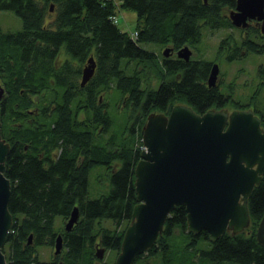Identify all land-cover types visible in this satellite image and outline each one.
I'll use <instances>...</instances> for the list:
<instances>
[{"label":"trees","instance_id":"1","mask_svg":"<svg viewBox=\"0 0 264 264\" xmlns=\"http://www.w3.org/2000/svg\"><path fill=\"white\" fill-rule=\"evenodd\" d=\"M235 2L0 0V10H11L21 20L16 31L0 26V79L5 90L1 135L10 144L4 174L10 180L12 224L2 247L7 264H114L99 259L96 250L100 246L118 254L136 204L134 167L142 135L125 130L126 118H136L144 99L146 110L177 99L206 109L218 99L214 89L201 85L210 64L205 57L166 59L162 51L166 46L196 48L205 25L231 26L226 11ZM124 7L136 12L135 35L122 31L111 17ZM148 43L158 44L157 49L147 48ZM249 46L251 52L264 53V36ZM90 55L95 68L87 95L116 99L104 114L93 100L92 112L80 120L72 106L86 93L75 94L73 89ZM177 70L183 72L181 80H170ZM159 79V88H151ZM124 99L128 108L121 111L117 104ZM97 163H104L111 187L90 197L89 173ZM74 206L79 217L66 231ZM248 211V226L213 241L205 230L188 231L185 207L176 205L153 246L133 264H264V243L256 239L264 211V174L249 196ZM55 216L61 218L59 226ZM57 233L62 234V251L40 259L37 245L53 246Z\"/></svg>","mask_w":264,"mask_h":264},{"label":"water","instance_id":"2","mask_svg":"<svg viewBox=\"0 0 264 264\" xmlns=\"http://www.w3.org/2000/svg\"><path fill=\"white\" fill-rule=\"evenodd\" d=\"M228 16L232 24L242 27L248 19L256 18L264 33V0H236ZM170 51L166 46L162 53L166 57ZM175 53L187 61L192 50L184 45ZM94 68L95 59L90 55L81 70V85L91 78ZM218 72L219 65L214 62L207 78L209 85L215 84ZM4 94L0 82V100ZM142 143L144 149L134 167L136 204L114 264H133L137 255L151 248L176 205L185 207L188 231L205 230L213 241L226 231L236 233L248 226L247 198L264 174V132L252 110H234L228 117L225 110L198 114L190 106L177 104L169 116L148 115ZM9 149V142L1 135L0 120V264H7L2 247L12 224L10 180L4 174ZM78 217V207L74 206L64 229L69 230ZM31 238L29 234L28 243ZM256 239L264 243V211ZM62 247V234L57 233L54 255ZM96 255L102 259L104 248L97 246Z\"/></svg>","mask_w":264,"mask_h":264},{"label":"flooded vegetation","instance_id":"3","mask_svg":"<svg viewBox=\"0 0 264 264\" xmlns=\"http://www.w3.org/2000/svg\"><path fill=\"white\" fill-rule=\"evenodd\" d=\"M236 4V2H235ZM235 8V5L232 7ZM231 9V8H230ZM228 9V10H230ZM228 10L226 11V15L228 16ZM230 19V18H229ZM211 20V18L209 19ZM231 22V20H230ZM204 28V38L206 35V32L209 31V33H218V34H222L219 41L217 42V46H216V57L214 58H206L209 61V66L207 68L206 74H205V79H203L201 81V85L203 86V88H206L207 90L212 91L213 89L215 90V92L218 95V99L213 102V104L211 106H208L206 109H196L192 103H190L188 100H172L171 102H167L166 101V106L163 108H158V106L156 107H152L148 110H146L145 108H143V103L145 101V99L143 101H140L139 104V109L137 111V116L136 118L133 119H129L126 118V120L128 121L127 123V127L125 130L127 131H132V133L134 134H143L144 131V127L147 121V117L150 113H162L166 116H169L173 106L177 105V104H184L187 106H190L194 112L198 113V114H203L204 112H206L209 109L212 110H225L228 114V117L230 115V113L234 110H252L253 114H255L258 118H259V122H260V127L262 128V131L264 132V67L262 65H258L257 70H256V74H257V80L254 82V84L252 85V90L250 92H247L246 90H244L245 87H247L251 81L246 80L248 76H244L243 79H241L240 81V90L238 92L239 95H241L240 97L234 96L237 85L236 83H238L239 78L241 76L242 73L237 74V68L231 73V76L228 77V71L225 72V70L221 69V58H226L228 61H231L235 58L237 59H242L244 57H246L249 52V45L253 44L254 42H257L258 40H262V36H264V33L261 31V21L257 20L256 18H250L248 19V24L245 27L242 26H236L234 24H232L231 22V26H218V27H210L205 25ZM202 37V39H203ZM201 39V40H202ZM165 46V45H164ZM192 50V54L190 56V58H198L199 56H197L195 54L196 53H201L202 50L199 48H191ZM176 50H174L173 48H171V51L169 52L168 56H164V58L166 59H173V58H178L176 56ZM195 55V56H193ZM231 56V59H228ZM189 58V59H190ZM160 67H162V60H160ZM214 62H217L219 65V72L217 74L216 77V81L214 85H209L207 78L210 72V68L212 66V64ZM164 66V65H163ZM146 68V67H145ZM165 69V67H163ZM242 70H244V68H240ZM160 70V69H159ZM148 70H145L144 72H147ZM153 72V70H150L149 73ZM182 71L177 70L174 75L169 76L170 80L172 78V80L174 81H180L182 78ZM81 71L80 74L77 78V81L79 82L78 86H75V88L73 89V91L75 92V94H79L78 92H84L86 93V95L84 96V98H79L80 103L77 101L75 102V104L72 106V112L73 115H76L77 118H79L80 120H83L84 115L87 113H91L93 109H91V103L93 102V100L95 101V107L98 108L102 114L106 113L109 111V109L111 108V106L114 104V100H110L109 97L105 96V94H99L97 96H94L91 94V96H88L87 94V89H86V85L88 83V81L81 85L80 84V80H81ZM174 77V79H173ZM163 79V78H162ZM162 79L153 81L152 83V87L153 89H157L159 88ZM169 80V79H168ZM245 82V86H243L244 81ZM1 82V79H0ZM253 82V81H252ZM2 84V82H1ZM81 94V93H80ZM83 101H85V103H83ZM122 105V106H121ZM117 107L120 108V110H124L127 109L128 107L125 104V99L122 101H120L117 104ZM130 108V106H129ZM145 113V115H144ZM228 122V121H227ZM125 124V122H122ZM126 125V124H125ZM227 126V124L225 125V127ZM90 129L92 128V125H89ZM100 127L97 128L96 133L98 134ZM101 133V132H100ZM109 131H107L104 135H108ZM144 149L143 143H142V147H141V151ZM141 154V152H140ZM141 158V156L139 155V159ZM138 159V160H139ZM137 160V161H138ZM98 165H104V163H97L95 166ZM248 200L249 197L247 198V206H248ZM62 251V249H61ZM59 254V253H58ZM58 254L52 256V257H56Z\"/></svg>","mask_w":264,"mask_h":264},{"label":"rangeland","instance_id":"4","mask_svg":"<svg viewBox=\"0 0 264 264\" xmlns=\"http://www.w3.org/2000/svg\"><path fill=\"white\" fill-rule=\"evenodd\" d=\"M118 1V0H116ZM117 26L122 30L128 33H133L136 26V12L131 8H121L117 14ZM0 26L4 31H16L21 28V20L20 18L11 10H0ZM205 34V33H204ZM222 34L218 33H209L206 32L205 38L197 44L196 48L203 49L201 53H196L197 56H203L205 58H214L216 57V46ZM147 48H154L158 44L156 43H148L145 44ZM195 56V55H193ZM221 69L228 71V77L231 76V73L237 68V74H241L238 83H236L237 88L234 96L240 97L238 94L240 90V81L244 78V76H248L246 80L251 81V83L244 88L247 92L252 90V85L257 80L256 70L258 65H262L264 67V53L257 52H249V54L242 59H233L228 61L226 58H221ZM244 68V70L240 69ZM243 86H245V82ZM253 81V82H252ZM116 99V97H111L110 100ZM111 182L110 175L107 172V169L104 165L95 166L91 172L89 173L88 180V194L90 197H98L101 194L107 193L110 190ZM106 223L109 224L110 220L106 219ZM61 218L59 216H55V226L60 225ZM4 246V245H3ZM40 259L49 260L53 258V246L48 244H39L37 245ZM105 252V251H104ZM119 253V252H118ZM115 251L114 249H107L104 253V257L109 262L115 260Z\"/></svg>","mask_w":264,"mask_h":264},{"label":"built area","instance_id":"5","mask_svg":"<svg viewBox=\"0 0 264 264\" xmlns=\"http://www.w3.org/2000/svg\"><path fill=\"white\" fill-rule=\"evenodd\" d=\"M111 17L114 21H117V15H112ZM132 34L135 35L136 31H134Z\"/></svg>","mask_w":264,"mask_h":264}]
</instances>
